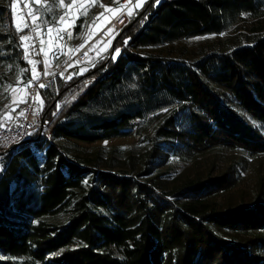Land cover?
<instances>
[{
	"label": "trees",
	"instance_id": "obj_1",
	"mask_svg": "<svg viewBox=\"0 0 264 264\" xmlns=\"http://www.w3.org/2000/svg\"><path fill=\"white\" fill-rule=\"evenodd\" d=\"M17 1L0 0V91L17 72L20 84L33 76ZM137 14L113 40L115 60L56 80L53 98L37 89L46 128L0 159V264H264V167L249 197L235 192V165L264 155V128L252 123L264 126V0H151ZM243 18L254 21L252 36L226 50L192 60L144 50L218 35ZM83 29L79 17L73 33ZM167 107L142 158H129L132 175L107 170L119 165L113 157L65 145L125 135ZM215 149L242 155L171 185L150 176L169 155L190 160ZM62 214L63 222L48 220Z\"/></svg>",
	"mask_w": 264,
	"mask_h": 264
},
{
	"label": "rangeland",
	"instance_id": "obj_2",
	"mask_svg": "<svg viewBox=\"0 0 264 264\" xmlns=\"http://www.w3.org/2000/svg\"><path fill=\"white\" fill-rule=\"evenodd\" d=\"M150 1L151 0H146L147 3H149ZM70 3H72V0H64L65 5ZM145 3H143V5ZM101 4L108 8H119V6H117V3H114L113 0H95L94 4L92 3V0H89V2L85 0H77L76 6H74V8L70 10V12L76 13L77 15L79 14V17L83 18L84 28L86 27L88 22H93L95 30H97L104 27L109 18L114 15L110 11H105V8L100 6ZM25 5H28V7H26ZM80 5H84L87 8L86 14H83L82 9H80L79 7ZM11 8L14 15L15 26L17 24H20L22 29H24L26 28L23 27L25 23H28L30 25V32L24 35L32 37V39L27 40V43L24 44L25 49L27 50L28 61L32 60L36 64L39 58H41V54H45L48 52L52 53L58 48H68L67 45H70L69 36L63 32L60 33V36L63 37L62 39L57 36L55 31L53 33L54 37L47 36L45 34V27L53 25V27L55 28L56 24L54 22L58 20L61 15H64L66 11L65 8L57 7L54 3V0H41L40 5L33 4L32 0H18L17 3H15V7ZM36 8H39V11H36L34 14L40 17V21H38V23H40L41 35H37V33L32 30V19L28 15L30 10H34ZM48 8H51V11H48ZM132 12L133 15L130 16L126 25L129 24L132 17L138 16L137 9H134V6ZM101 13H103V16H101V18L97 20L96 17ZM5 24L9 26L8 17L7 19H5ZM253 24V20L243 18L232 29L218 35H204L190 39H183L157 48H146L144 50L149 52L161 53L163 55L171 52V56H179L183 59L192 60L198 58V53L200 52L216 49L226 50L232 46L237 45L239 42L246 40V38L252 36V31L250 28ZM41 41H43V44L41 43ZM41 48H43V52L41 51ZM30 65L32 68V75L34 71L35 73H37L35 65ZM76 68V72L78 73H80L81 69H88L85 66H77ZM69 76H71V74H69ZM21 80L22 79L20 77V73L17 72L15 76L11 78V83L6 86L5 89H2L0 91V117H2L5 112H9L10 109L15 108V112H12L11 115L16 118L7 121V123L11 122L12 124H14L18 121L20 104L27 100V92L30 86L25 88L26 83L20 84ZM59 85L60 82L53 81L46 87H44L48 89L47 93L51 96L49 98H53L57 95ZM13 88L16 89L15 92L12 91ZM6 89L7 91H4ZM40 92L43 95V92ZM40 92L39 90H37L36 96L38 94L40 99L42 100ZM44 94H46L45 91ZM17 95L21 96L20 101H24L21 103H13V97L16 100ZM164 109H167V111H164ZM169 110V107L163 108L143 117L125 135L98 139L93 142H85L72 139L69 142H66L65 145L72 153L80 155L82 157L94 158L96 156H100L103 160H109V158L113 157L119 163V165L107 170L124 171L127 174L132 175L137 171V169L130 166V164L128 163L129 158L133 157L135 158V161H138L142 158L144 152L150 146L149 142L147 141L148 136L150 137L153 134L155 127L168 113ZM46 126L47 123L43 128H46ZM3 128L5 127H0V130H2ZM2 145L3 142L1 138L0 148ZM240 155H242V153L237 151L226 152L218 149L207 152L203 155H198L190 160H184L177 156L169 155L164 164H161L160 167L156 168L154 172L150 174V176H160V180H164L168 185H171L174 182L186 177V175L192 176L195 171L207 172L213 164L217 169H221L225 166L230 165L232 162L236 163ZM246 158L248 160V163L246 165H235L239 172V176L241 177L240 186L235 190V192L237 194L243 192L247 198L255 189L259 169L261 167H264V155ZM236 193H234V197L238 196ZM65 219L66 215L62 214L49 218L48 220L51 222H63Z\"/></svg>",
	"mask_w": 264,
	"mask_h": 264
},
{
	"label": "built area",
	"instance_id": "obj_3",
	"mask_svg": "<svg viewBox=\"0 0 264 264\" xmlns=\"http://www.w3.org/2000/svg\"><path fill=\"white\" fill-rule=\"evenodd\" d=\"M133 0L127 3V6L123 8L118 15L111 18L108 23L97 32L93 37L89 38L80 49L79 52L73 54H67L62 61L55 67H52L45 75L44 73L39 76L38 79L32 80V83L27 92V100L20 104V112L23 111L24 115L19 116L18 121L14 124L7 123V127L0 130V139L2 138L3 145L0 148V159L10 150L14 141H22L32 131L43 129L44 120L42 117V110L39 102L34 99L36 97L37 89L41 84L48 85L54 80H62L68 77L70 70L75 66H85L92 68L99 60L104 57L111 58L114 49H110L114 38L125 27L130 16L128 10L132 9ZM7 19V15H5ZM7 21V20H6ZM123 21V22H121ZM112 29V33L106 35L108 30ZM99 41L100 43H97ZM109 41L112 43L109 45ZM24 44L27 41H23ZM87 53V56L84 55ZM79 61V63H77ZM72 65V66H69ZM7 144V147L4 145Z\"/></svg>",
	"mask_w": 264,
	"mask_h": 264
},
{
	"label": "snow or ice",
	"instance_id": "obj_4",
	"mask_svg": "<svg viewBox=\"0 0 264 264\" xmlns=\"http://www.w3.org/2000/svg\"><path fill=\"white\" fill-rule=\"evenodd\" d=\"M145 2H146V0H138V2H137V4L135 5V7H136L137 9H139V8L142 7L143 3H145ZM32 3H33V4H36V5H40V4H41V0H32ZM54 3H55V5H56L57 7H61V8H65V9H66L64 15H61V16L59 17V19L56 20L54 23H55L56 25L64 24L65 21H66V18L71 14L70 10H72V9L74 8V6H76V4H77V0H72V3L67 4V5L64 4V0H54ZM92 3L94 4V3H95V0H92ZM159 3H160V0H155V4H159ZM25 6L28 7V5H25ZM100 6H101V7H104V8H105V11H110V12H112L114 15H118L120 9H123V8L126 7V5H121V6H120V9H115V8H108V7H106V6L102 5V4H101ZM12 7L14 8V7H15V4H13ZM79 7H80V9H82L83 14H86L87 8H86L84 5H80ZM47 10H48V11H51V8H48ZM36 11H39V8H36V9H34V10H30L29 13H28V15H29V16L31 17V19H32V25H31L32 30L35 31V32L37 33V35H41V32H40V23H38V21H40V17L34 14ZM128 15H129V16H132V15H133V12H132L131 9L128 10ZM101 16H103V13H101L100 15H98V16L96 17V19H97V20L100 19ZM78 18H79V14H78L77 16L73 17V19H78ZM121 22H123V21H121ZM23 27H30V25H29L28 23H25V24L23 25ZM22 30H23V29H22L21 25H20V24H17V25H16V31L19 32V31H22ZM53 31H55L56 34H57V36H58L60 39H62L63 37L60 36V33H61L62 31H66V29H62V28H60V27H55V28H53V27H49V28H48V34H49V36H51V33H52ZM112 31H113L112 29H109V30H108V33H106V35L111 34ZM67 34H68L69 38L71 39V38H72V33H71V32H68ZM20 39H21V41H27V40L32 39V37H30V36H21ZM127 42H128L127 40L124 41L125 45L127 44ZM41 43L43 44V41H41ZM97 43H100V42L97 41ZM108 43H109V45H110V44H111V41H109ZM83 47H84V45L81 44L78 48H76V49H74V50H73V49H70L69 51H70V52H79L80 49L83 48ZM41 51L43 52V48H41ZM119 54H120V49H119V48L115 49V50H114V54H113L112 57H111L112 60H115V59L119 56ZM45 55H47V53H45ZM84 55L87 56V53H84ZM25 59H28L27 50H26V54H25ZM29 63H30V64H33V66L35 65V62L32 61V60H29ZM45 63L47 64V61H46ZM77 63H79V61H77ZM69 66H72V65H69ZM93 67H95V65H93ZM25 71H26V70H25ZM86 71H88V69H81L80 73H77V75H82V74H83L84 72H86ZM44 74L47 75V74H48L47 71H45ZM38 78H39V75H38L37 73H35V71H34V72H33L32 79H30V80L28 81V83L25 85V88H27L28 86L31 85L32 80H35V79H38ZM71 78H72L71 76L68 77V79H71ZM85 86H87V84H86ZM9 87H11V86H9ZM40 87L43 88V87H46V85L41 84ZM130 87H135V85H134V84H133V85H130ZM6 91H7V89H6ZM12 91L15 92L16 89L13 88ZM34 99H36V100L40 103V105H41V110H42L43 101L40 99L39 95L37 94V96H36ZM73 99H74V97H73ZM12 102H13V103H16V100H15L14 97H13V101H12ZM21 102H23V101H21ZM66 102H68V101H66ZM6 107H7V106H6ZM58 110H59V105H57V111H58ZM164 111H167V109H164ZM12 112H15V108L10 109L9 112H5V114H4L2 117H0V127H7V121H9V120H13V119L16 118V117H13V116L11 115ZM53 114L56 115L57 113H53ZM23 115H24V112H23V111H21V112L18 114V116H23ZM252 123H253V126H254V127H261V128H264V126H260V125H258L257 122H255V121H253ZM27 135H28V136H31L32 134H31V133H27ZM14 143H19V141H14ZM4 146L7 147V144H5ZM41 166H42V165H41ZM5 170H6V165H4L2 162H0V174H2ZM84 183L86 184L87 181L85 180Z\"/></svg>",
	"mask_w": 264,
	"mask_h": 264
},
{
	"label": "crops",
	"instance_id": "obj_5",
	"mask_svg": "<svg viewBox=\"0 0 264 264\" xmlns=\"http://www.w3.org/2000/svg\"><path fill=\"white\" fill-rule=\"evenodd\" d=\"M85 1H88L89 0H85ZM102 1H105V0H102ZM131 0H113L114 3H117V6H119L118 9H120V6L121 5H126L127 3H129ZM138 0H134L133 4H132V9H133V6H134V9H137L135 7V5L137 4ZM122 9H120L121 11ZM139 10V9H137ZM119 11V12H120ZM75 12V11H74ZM77 16L76 13H72L66 18V21L64 24H60V25H55L56 27H60L62 29H66V31H62L63 33H65L66 35H68L67 33L68 32H72V38L70 39V45H67L68 48H58L56 50H54L52 53L51 52H48L47 55L45 54H41V58H39V61L41 63V66H42V70L40 72H37V74L40 76L41 74L45 73V71H49L52 67H55L57 66L61 61L62 59L67 55V54H73L74 52H70L69 50L70 49H76L78 48L81 44H84L89 38L93 37L95 34H97V32L99 30H101L102 28L100 29H97L95 30V27H94V23L93 22H88L86 27L79 33H73V23L76 19H73V17ZM114 16L116 15H112L109 20L111 18H113ZM108 20V21H109ZM108 23V22H107ZM106 23V24H107ZM49 27H53V25L51 26H46L45 27V34L47 36H49L48 34V28ZM54 28V27H53ZM54 31L51 33V37H54ZM47 61V64L45 63ZM77 67V66H76ZM76 67H73L71 70H70V73L71 75H77L78 72H76L77 68ZM69 76V75H68ZM56 81V80H54ZM53 82V81H52ZM60 82V81H58ZM47 86V85H46ZM48 89L45 88V93H46V96L47 97H51L47 92ZM21 96L20 95H17L16 96V103H21ZM24 101V100H23Z\"/></svg>",
	"mask_w": 264,
	"mask_h": 264
},
{
	"label": "water",
	"instance_id": "obj_6",
	"mask_svg": "<svg viewBox=\"0 0 264 264\" xmlns=\"http://www.w3.org/2000/svg\"><path fill=\"white\" fill-rule=\"evenodd\" d=\"M18 143H15L13 146H11L10 150L15 148L17 146Z\"/></svg>",
	"mask_w": 264,
	"mask_h": 264
}]
</instances>
